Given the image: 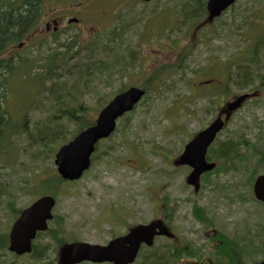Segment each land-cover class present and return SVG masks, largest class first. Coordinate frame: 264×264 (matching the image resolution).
Masks as SVG:
<instances>
[{
	"label": "rangeland",
	"instance_id": "1",
	"mask_svg": "<svg viewBox=\"0 0 264 264\" xmlns=\"http://www.w3.org/2000/svg\"><path fill=\"white\" fill-rule=\"evenodd\" d=\"M189 1L154 0L149 4L139 0L44 1L39 23H44L46 13L52 8H59L61 14L80 20L78 24H70L69 28L63 27L59 35L62 41L85 45L94 38L103 41L110 38L111 49L116 48L109 59L111 62L114 63L115 55L129 58L134 54L138 57H134L128 68L132 72L130 75L115 71L109 85L99 84L104 97H113L124 85L141 87L154 74L169 71L149 97L129 115L130 119L121 120L124 123L121 131L100 144L91 170L79 182L64 183L59 188L54 213L57 220H64L66 237L75 236L80 241L105 245L112 237L123 235L129 227L148 223L171 208L175 213L171 223L181 237V244L191 242L200 255V258L185 257L178 264L202 261L209 264L215 261L212 249L215 244L208 240L211 230L196 221L193 204L204 207L215 223L214 228L228 235L233 222L231 216L238 211L244 217L254 208L251 202L238 200L239 196L245 200L248 197L241 186L246 183L247 175L213 173L211 184L202 182L201 192L195 195L185 183L190 169L174 168L173 160L182 152L186 141L209 125L229 99L204 96L208 85L203 82L210 80L211 85H219L225 80L223 67L230 56L239 48H249L251 38L264 32V9L260 10L264 0L240 1L221 20L209 24V30L208 27L202 30L200 36L198 31L205 24L195 30L189 26L186 15L194 9L193 5H188ZM251 9L257 11L251 14ZM248 14L252 15L248 23L251 27L245 33L249 41L242 35L244 30L238 29ZM40 29L38 26L32 32ZM115 30L118 35L113 34ZM110 31L113 32L109 34ZM30 39L28 46L40 41L36 37ZM57 47L48 45L50 54ZM34 48L25 49L17 59L32 60L36 55ZM11 49L12 46L0 54V60L15 57ZM84 55L82 52L81 56ZM74 61L71 59L68 65ZM179 64L180 69L170 73V69ZM259 69L264 74V61ZM45 70L34 67L29 72L18 67L12 76H6L5 88L0 89L1 93L6 91L2 110L9 122L2 129L6 137L0 144V235L8 232L11 226L12 209H21L32 203L37 193L35 188L41 185V181L57 174L55 153L64 142L49 141L54 154L48 155L44 151L36 156L38 148L34 140L37 131L47 126L54 129L65 126L68 141L77 130L76 123L54 117L65 95L72 92L73 79H68L69 87L65 91L59 90L63 83L61 76L58 81L45 80L40 89L37 84L41 83L35 80V74H42ZM63 72L58 70V74ZM191 81L192 88L189 89ZM163 83L165 86H161ZM240 92L236 87L229 91L230 96ZM198 94H202L200 98H196ZM101 98L93 93L85 95L83 101L91 108L87 116H97ZM9 125L13 126L11 131L7 130ZM263 125L264 90L259 101L249 103L234 116L219 137L220 142L237 138L244 132L249 135L245 136L246 139L258 138L260 136L255 135L263 131L260 127ZM52 227L55 229L56 223ZM50 238V235L44 236L42 243L49 244ZM172 245V241L158 239L155 247L163 251ZM55 256L49 253L48 259ZM34 257L14 258L7 250L0 251V264H38ZM242 260L244 264H252L253 258L248 255Z\"/></svg>",
	"mask_w": 264,
	"mask_h": 264
},
{
	"label": "trees",
	"instance_id": "2",
	"mask_svg": "<svg viewBox=\"0 0 264 264\" xmlns=\"http://www.w3.org/2000/svg\"><path fill=\"white\" fill-rule=\"evenodd\" d=\"M3 1L5 5H3V8L0 12V54L6 52L10 45L21 41L32 32V29H34L33 27L35 26L40 14L38 11L39 6L41 7V1L43 0ZM205 2L206 0H190L188 2V5H193L194 8L193 10H189L188 15H186V18H188L189 21V26L193 30L200 27V23L207 18ZM260 9H264V5ZM250 11L251 14L254 12L253 9ZM251 14L246 15L243 22L238 25V29L240 31L241 29L244 30L242 35H244V39H248V41L249 38L245 36V33L249 30L247 23L252 16ZM245 26L247 29H245ZM205 28H207V26L199 29V36L202 35L200 32ZM54 40L59 47H57L55 52L51 54V49H48L47 44L40 43L38 46H36V55L32 60L22 57L18 58L16 61L12 59L0 60V89L5 88V82L7 83L8 81V77L6 78V76H12L13 72L18 67L23 70H29V72L34 67L46 69V73L44 71L42 74H35V80L41 83L37 84L39 88L41 85L45 84V80L48 79L58 81V78L61 76L63 83L61 84L59 90L65 91L69 87L67 84L69 82L68 79H73L72 92L69 95H65L63 98L64 102L59 104L60 107L57 108L54 117L56 119L62 117L69 122L76 123L77 130L72 135L75 136L83 129L92 126L94 122L95 116L93 118L92 116H87L91 108L86 106L83 101L85 95L90 93L101 95V101L96 109L98 111V108L100 107L99 110H101V108H103L111 96L104 97L100 93L99 84H104L105 86L109 85V83L113 80L112 72H115L118 67L122 65V59L125 64L122 65V69L119 67L117 72L128 75V68L133 63L132 59L135 56L132 54L129 58L123 56L121 59L120 55H115V60L113 63L109 59L116 52V48L112 47L111 49L109 43L107 41H103L101 38H94L89 45L83 48L78 47L76 52L74 51L75 44L73 42H65L64 44H61L57 37H55ZM59 48L62 50L59 51ZM82 52L85 53L84 56H81ZM46 53L49 54L45 55ZM71 59L75 61L72 65H68V62ZM29 61L32 62V64H28ZM263 61L264 32L256 38H251L249 48H239L237 52H234L230 56L229 62L225 63V66L223 67L226 73L225 80L219 84L221 86L214 84L208 85L204 96L214 97L216 100L221 99V97L224 99H230L233 97L230 96L231 93H229L231 87L238 88V90L241 91L240 93L245 90H262L264 88V74H262L261 70L259 69V65L263 63ZM43 62L44 64H42ZM180 67L181 65L179 64L177 67L171 68L170 73L172 71H175L174 73H176ZM59 69L64 71L62 75L58 74ZM165 74H169V71L162 70L157 74H154L152 79H146V82L142 85V89L146 91L145 99L149 97L150 92L155 89L158 82L162 80L161 78ZM191 83L192 81L188 83L189 89L192 88ZM161 86H165V83H163ZM120 91H122V89ZM4 92L6 93V91L1 93L0 90V144L6 137L3 136L4 132L2 129H4L7 123L9 124L2 110L3 99L6 96L4 95ZM201 95L202 94L196 95V98H200ZM216 100L214 101L216 102ZM129 119L130 116L128 115L126 120ZM9 126V128H6L7 130L11 131L13 126ZM123 127L124 123L121 121L116 132H120ZM37 132H39L38 136L36 137V140H34V143L36 144L35 147L38 148V152L35 153L36 156H40L44 151L47 152L48 155L54 154V150L50 148L49 141L56 142L62 140L64 143L67 142L65 136H67L68 131L66 130L65 126H58L55 129L47 126L42 130H38ZM262 133L263 132H260V134L257 136H264ZM245 136L249 135L247 133H243L237 138H228L222 142H220L221 140L218 138V140L209 150L208 161L218 163L217 169L213 172L217 175L229 172H237L247 175L248 177L246 183L243 184L242 187L245 189V191H248L250 188H252V183L255 180V176L260 174L262 169H264V146L246 139ZM9 138H11V136H9ZM260 139L263 138L261 137L259 140ZM93 162H95V157L93 158ZM210 175L211 174H207L203 180L204 183L208 185L211 184ZM62 181L63 180L58 175H53L51 178L41 181V185L36 187L35 190L37 193L56 196L60 188L59 184ZM22 189L24 188H21V190ZM12 211L14 218V216L17 214V211H15V208H13ZM192 211L197 221L203 223L205 226L215 225L214 221H212V219L209 217L206 209L199 204L194 203L192 206ZM54 223H56V228L53 229V227H51L49 229V233L47 234H50L52 239H54L60 247L69 242L78 240V238L75 236L70 238L65 236L66 232L63 226L64 220H57L55 218ZM216 238L223 239V244L218 246L220 248H218V250L216 249L217 253H214L218 256L216 257L214 264H240L241 260L245 256L250 255L245 243L238 245L233 249L231 247V239L229 237H226L224 234L218 232ZM7 244V236L3 233L0 235V251H6ZM182 245L183 246L181 247L175 245L172 248L167 246L163 251H158L156 247L152 249H146L147 252L144 250L140 254L137 264H178L185 257L200 258V255L198 254L197 250L194 249L191 242ZM259 254H264L262 247H256V250L253 252L252 256L255 257ZM39 255H42V252H39ZM238 257L239 263L236 262Z\"/></svg>",
	"mask_w": 264,
	"mask_h": 264
},
{
	"label": "water",
	"instance_id": "3",
	"mask_svg": "<svg viewBox=\"0 0 264 264\" xmlns=\"http://www.w3.org/2000/svg\"><path fill=\"white\" fill-rule=\"evenodd\" d=\"M150 1V0H147ZM238 0H209L207 11L209 18L220 17L228 8ZM145 95V91L132 87L115 96L99 113L95 124L80 132L71 142L64 145L56 154L55 164L59 175L64 180H79L85 171L90 168L91 156L96 144L109 138L117 127V121L125 114L133 111ZM249 95H243L227 104L225 113L214 120L206 129L199 132L190 141L177 161L179 166H189L192 172L187 183L200 187V177L215 168V164L208 163L206 155L208 148L217 135L223 130L231 113L241 107ZM255 196L264 202V176L257 179L254 186ZM56 201L51 196H44L25 209L14 222L9 233V250L17 255L32 251V241L37 232L46 231L48 222L53 219V208ZM156 236L174 235L161 223L152 222L148 225H139L128 234L118 237L108 245H95L87 242H75L65 245L60 250V264H79L85 261L92 263L133 264L137 258L142 244L152 246ZM264 264V261L261 263Z\"/></svg>",
	"mask_w": 264,
	"mask_h": 264
},
{
	"label": "flooded vegetation",
	"instance_id": "4",
	"mask_svg": "<svg viewBox=\"0 0 264 264\" xmlns=\"http://www.w3.org/2000/svg\"><path fill=\"white\" fill-rule=\"evenodd\" d=\"M41 3H42V1H41ZM3 5H2V8H3ZM43 5H44V3L41 4V7L39 6L38 11L40 13H41ZM38 17L40 18V14ZM73 18H77V17L69 16V15H63L60 13L59 8H52L46 13L44 23H41V22L39 23L38 22L39 20L37 19V22H36L34 27L37 28L39 26V27H41V29H40V31L34 30L33 33L27 38V40L30 37L31 38L38 37L39 39L49 40L52 37L59 34L61 32V30L63 29V27L69 28L70 20ZM78 23H79V20H78ZM42 29L45 31H42ZM23 44H24V42H23ZM23 44H19L17 46V48L11 49V53H13V55L19 53V51L23 50V47H22ZM32 46H35V43L32 44ZM261 94H262V92H261ZM253 142L264 146V137H263V139H260V140L258 138H254ZM262 175H264V169H262L260 174L255 176V180L252 183V188H251L252 191L251 192H252L253 196H254V191H253L254 184H255L257 178L262 176ZM41 194L42 193H40L39 196H35L34 200H32L33 201L32 203H34L38 198L42 197L43 195H41ZM249 202L256 205V207L254 206L252 211H250L249 213L244 215V217H242L241 214L238 213V211H236L231 216V219L233 220V222L231 225L232 227H231L230 235L226 234L222 230L220 231V233L224 234L226 237H229L231 239V245H232L231 247L233 249L236 248L238 245H242L245 243L247 245L248 251L252 255L253 252L256 250V247H262V249L264 250V221H263V219H264V203L256 200L254 197ZM32 203H29L27 206H25L24 208H21V209L15 208V211H17V214L14 216L13 219H17L20 216V214L22 213V211L24 209L28 208ZM162 214L163 215L157 216V218L153 219L150 222L162 219L166 223V225L170 226V224H171V226H172V223H170V222H171V220L174 219L175 215L171 211V208H169L166 213H162ZM260 214H262L263 216H261ZM6 233H7L6 236L8 237L10 230H9V232H6ZM211 234H214L213 237H217L218 232H216L214 229H212L211 232L208 234L209 240L212 241V239H210ZM43 237L44 236L38 234L37 238L33 242L32 253L26 254L23 256H17V255H14V253H11V255L14 258H25V257H34L35 256L34 259L36 260V262H38V264H58V259H56L55 254L57 255V252L59 251L60 246L57 245V243L51 238H50L49 244L42 243ZM172 241H175L176 244L179 243L178 239H172ZM212 242L214 244L216 243L215 246L212 248L213 249V255L216 257V255L214 253H217L218 248H220L218 246L223 244V239H220V240L217 239L216 241H212ZM37 243H40V244H37ZM38 250H40L39 252H42V255L38 254L36 257V253ZM49 253H53L55 257H52V259H50V258L48 259ZM263 259H264V257H263ZM260 261L255 263V264H259ZM197 264H205V262L202 261V262H199ZM209 264H214V262L209 263Z\"/></svg>",
	"mask_w": 264,
	"mask_h": 264
}]
</instances>
